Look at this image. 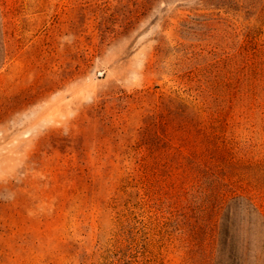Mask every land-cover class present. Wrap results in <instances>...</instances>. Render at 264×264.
<instances>
[{
	"label": "rangeland",
	"instance_id": "1",
	"mask_svg": "<svg viewBox=\"0 0 264 264\" xmlns=\"http://www.w3.org/2000/svg\"><path fill=\"white\" fill-rule=\"evenodd\" d=\"M0 264H264V0H0Z\"/></svg>",
	"mask_w": 264,
	"mask_h": 264
},
{
	"label": "trees",
	"instance_id": "2",
	"mask_svg": "<svg viewBox=\"0 0 264 264\" xmlns=\"http://www.w3.org/2000/svg\"><path fill=\"white\" fill-rule=\"evenodd\" d=\"M5 59H6V56L4 55L2 61L0 62V68H1V66L4 64Z\"/></svg>",
	"mask_w": 264,
	"mask_h": 264
}]
</instances>
